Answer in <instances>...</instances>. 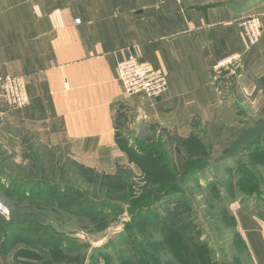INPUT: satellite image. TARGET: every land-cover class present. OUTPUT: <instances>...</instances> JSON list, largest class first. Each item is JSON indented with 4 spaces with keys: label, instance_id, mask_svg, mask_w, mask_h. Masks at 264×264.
Here are the masks:
<instances>
[{
    "label": "crops",
    "instance_id": "1",
    "mask_svg": "<svg viewBox=\"0 0 264 264\" xmlns=\"http://www.w3.org/2000/svg\"><path fill=\"white\" fill-rule=\"evenodd\" d=\"M249 1V9L240 5ZM250 9L263 25L254 45L241 25ZM129 55L166 73L164 94L125 95L117 64ZM234 56L239 63L218 73ZM6 76H23L30 100L8 108L0 87L8 147L24 155L30 138L100 174H137L129 154L137 141L158 132L185 141L196 125L235 110L224 102L229 78L242 97L236 103L263 120L264 0H0V79ZM252 206L234 207L235 226L250 264H264V219Z\"/></svg>",
    "mask_w": 264,
    "mask_h": 264
},
{
    "label": "rangeland",
    "instance_id": "2",
    "mask_svg": "<svg viewBox=\"0 0 264 264\" xmlns=\"http://www.w3.org/2000/svg\"><path fill=\"white\" fill-rule=\"evenodd\" d=\"M255 11L247 10L244 15ZM223 89L224 102L234 103L235 110L223 109L211 124L196 127L201 137L197 144L182 146L185 160L178 162L176 171L166 166L169 157L158 149L166 136L162 132L151 136L160 155L157 164L170 171L166 175L151 163L145 164L144 171L135 169L137 174L124 170L104 177L73 164L64 154L43 153L46 164L40 165L31 152L37 148L32 139H26L30 152L23 155L16 144L12 148L3 142L0 131V205L5 208L0 213V255L6 253L5 262L250 264L235 226L234 207L250 199L246 203L264 211V142L230 165L213 163L253 120L248 109L236 103L242 97L232 78ZM19 178L30 183L23 185ZM169 197H174L170 205ZM179 201L183 205L176 208L178 227L185 235L173 231L163 236L164 217ZM184 204L190 212H184ZM147 207L152 208L148 215V209L143 211ZM138 212L143 216L135 220ZM154 213L152 219L146 218ZM4 221L17 226L12 235L5 234L8 222Z\"/></svg>",
    "mask_w": 264,
    "mask_h": 264
},
{
    "label": "built area",
    "instance_id": "3",
    "mask_svg": "<svg viewBox=\"0 0 264 264\" xmlns=\"http://www.w3.org/2000/svg\"><path fill=\"white\" fill-rule=\"evenodd\" d=\"M76 20V24H80ZM241 25L251 45L256 44L263 33L262 19L259 15H249L242 19ZM241 57L234 56L218 65V73L226 71L239 63ZM118 78L122 82L127 96L145 95L150 98L159 97L168 89L166 73L152 67L149 63L139 61L129 55L117 64ZM3 100L8 108L22 109L29 105L27 84L24 77L6 76L0 79ZM5 211L0 205V213Z\"/></svg>",
    "mask_w": 264,
    "mask_h": 264
},
{
    "label": "trees",
    "instance_id": "4",
    "mask_svg": "<svg viewBox=\"0 0 264 264\" xmlns=\"http://www.w3.org/2000/svg\"><path fill=\"white\" fill-rule=\"evenodd\" d=\"M245 1H248V0H245ZM247 3H250V1L247 2ZM222 72H224V71H221L220 73H222ZM197 126H200V124L199 125H196L194 127V134L192 135V137H190L188 140H185V141H183V140H177L175 137H172L170 134H168L166 132H165L166 133L165 134L164 132H162L163 135L166 136L165 138H166L167 141H165L164 143H162V146L161 147H158V149H161V151H164L167 154L166 156L169 157V161L168 162H170V164L166 163V166H168L170 168H173L174 171H176L177 168H179L178 162L181 163L182 160H185V158L183 156V153L184 152L182 150V146H185L186 144L187 145H191V146L194 145V144H197V141H199V139L201 137L199 131H197V129H196ZM262 141L264 142V138L260 139L259 141H257L252 146H248L246 148H243L242 155L240 157H238L236 159L229 160V161L225 162L224 164L225 165H230V162L233 163V162H237L238 160H241L240 158L244 155V153H246L248 151L252 152L253 151V147L256 146V145H258ZM154 146H155V144H154V141H152V140L151 141L149 140V142L137 141L136 144H135V146H133L129 150V152H130L129 154L131 155L132 159H134V161L137 163V165L140 166V169H142L143 171H144V168H145V164H147L146 166H148L151 163H153V164L155 163L156 165L154 166V168L155 169H158L159 171H163L162 173L164 175H166L165 173L168 174L170 171L163 164H157V162H159L158 159L160 158V155L156 154L155 147ZM31 152H34V155H35L34 158H35L37 164H40V165L46 164L43 161V159H45L43 153L52 154L50 152H47L44 147H39V146H37V148H35L34 150H31ZM255 153H257V152H255ZM72 163L75 164V165H77L74 162H72ZM40 167H43V166H40ZM81 168H83V167H81ZM83 169H86V168H83ZM242 169L244 171L245 170H248L247 167H243ZM86 170H90V169H86ZM124 170H130V169H121V170H119V172L115 176H117L120 172H122ZM90 171L91 172H95L94 170H90ZM101 175L104 176V177H112V176L105 175V174H101ZM175 175L176 174L174 172H172V176H175ZM19 179H21V178H19ZM21 182L23 183V185L30 183L29 180H27L26 178L21 179ZM195 182L198 184V180H195ZM3 185H5V184H3ZM36 190H37V188H34L33 187V192L36 193ZM167 199H168L167 200L168 201V205H170L172 203L170 201L172 199H174V197H169ZM249 200L250 199H242L241 204H245L246 202H250ZM169 202H170V204H169ZM177 203L178 204H176V206H174L173 209H171L169 215H166L165 214L166 217H164V221H163V224H162V228H160L163 236L169 235L173 231H177L182 236L185 235V232L184 231L179 230L180 228L178 227V224L179 223H178V214H177L178 213V211H177L178 209H176L179 206H182L183 203L180 202V201L177 202ZM168 205L165 206V207H168ZM146 209H148V210H146ZM254 209H255V207H254ZM144 210L148 211L147 214H146V215H148L150 213L149 211L152 210V208L151 207L150 208L147 207V208L143 209V211ZM190 211H191V208L188 206V204H184V212L187 213V212H190ZM256 211H260L259 212V216L264 219V211L262 209H259V207H257ZM154 215H155V213L153 214V216L151 215L150 217H146V218L152 219L154 217ZM142 216H143V213H139L138 212V215L134 216V218L136 220L137 218H141ZM4 222H8V221H4ZM8 223H7V225H8L7 227L8 228H7L6 232H5V234L12 235L13 232H14V228L17 227V226H15V227L14 226H11L10 227L9 225L12 224V221H10L9 224ZM15 224H17V223H15ZM18 225H19V223H18ZM197 233L199 234L200 232L198 231ZM10 237H12V236H10ZM1 254L6 255V253H4V252H2ZM33 256H35V254L34 255H31V257H33Z\"/></svg>",
    "mask_w": 264,
    "mask_h": 264
},
{
    "label": "water",
    "instance_id": "5",
    "mask_svg": "<svg viewBox=\"0 0 264 264\" xmlns=\"http://www.w3.org/2000/svg\"><path fill=\"white\" fill-rule=\"evenodd\" d=\"M250 127L238 137L228 151L214 160V164L224 163L242 155L243 148L254 145L264 138V118L260 122L250 120Z\"/></svg>",
    "mask_w": 264,
    "mask_h": 264
},
{
    "label": "bare ground",
    "instance_id": "6",
    "mask_svg": "<svg viewBox=\"0 0 264 264\" xmlns=\"http://www.w3.org/2000/svg\"><path fill=\"white\" fill-rule=\"evenodd\" d=\"M254 2H255V0H254Z\"/></svg>",
    "mask_w": 264,
    "mask_h": 264
}]
</instances>
